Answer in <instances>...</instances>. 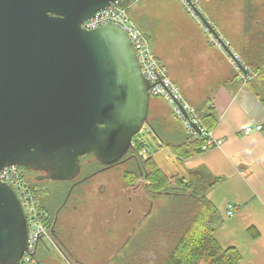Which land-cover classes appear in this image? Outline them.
Wrapping results in <instances>:
<instances>
[{"label":"water","instance_id":"water-1","mask_svg":"<svg viewBox=\"0 0 264 264\" xmlns=\"http://www.w3.org/2000/svg\"><path fill=\"white\" fill-rule=\"evenodd\" d=\"M115 1L0 0V173L49 164L52 179L70 182L82 157L113 166L153 131L151 84L127 33L83 27ZM28 234L20 192L0 182V264L20 262Z\"/></svg>","mask_w":264,"mask_h":264},{"label":"crops","instance_id":"crops-1","mask_svg":"<svg viewBox=\"0 0 264 264\" xmlns=\"http://www.w3.org/2000/svg\"><path fill=\"white\" fill-rule=\"evenodd\" d=\"M243 2L244 13L242 5L239 6L244 17L241 20L238 16V36L234 33L222 35L239 56L250 49L254 34L248 33L250 27L246 20V9L249 2ZM254 2L252 0L251 5L257 13L258 6L255 7ZM225 4L229 5L228 2ZM135 18L139 28V21L149 22L147 12L141 7H138ZM255 32L257 38L253 44L256 43V46L252 49L258 52V65L264 66V21L256 22ZM149 40L154 55L166 67L168 76L179 88L184 100L195 110L208 103L211 113L218 120L210 131L216 139L223 140L221 148L210 149L181 161L172 154L170 147L159 148L153 141L154 149L150 155L161 169L172 175L185 178L188 174L200 172L207 176L208 184L214 181L207 198L221 216L215 238L224 249L236 248L242 258L241 264H264V104L248 83L250 79L237 72L228 55L221 50L210 49L205 40L202 41V52H197L188 65H185V58L190 57V53L175 56L162 52L160 46H153L151 37ZM160 100L172 111L169 117L159 109ZM172 116L178 120L180 128L172 121ZM149 124L158 130L165 144L179 146L188 137L184 124L165 100L151 98ZM257 126H263L262 131L255 130ZM248 128H254V131L247 133ZM229 205L236 207L232 217L227 214ZM53 237L52 245L56 247ZM44 244L48 247V243ZM115 257L108 261L112 262Z\"/></svg>","mask_w":264,"mask_h":264},{"label":"rangeland","instance_id":"rangeland-1","mask_svg":"<svg viewBox=\"0 0 264 264\" xmlns=\"http://www.w3.org/2000/svg\"><path fill=\"white\" fill-rule=\"evenodd\" d=\"M227 2L229 5L225 4ZM254 3L255 7L258 6L255 20L264 21V0H255ZM138 4L140 5L133 8L134 5L130 9V15L135 23L137 22L135 13L138 7H141L147 12L149 22L139 21V25L149 38L151 37L153 46L158 45L162 52H169L175 56L190 53V57L185 58V65L191 63L197 52H202V41L204 40L210 49L220 50L211 44L209 35L203 28L198 15L190 12L179 0H145ZM240 4L244 13L243 0H199L198 2L200 13L208 22H211L212 27L221 36L223 33L227 35L234 33L238 36V28L240 30L238 16L241 20L244 17L239 8ZM236 19H238L237 22H235ZM223 39L232 49L229 42L224 37ZM155 98L152 96V100ZM159 109L166 113L167 117L170 112L171 115L173 114L161 100ZM172 121L180 128V123L176 118ZM149 131L150 129H143L139 136H135L134 142L140 137L143 146L152 153L154 142ZM88 157L90 156H85V158ZM133 168L132 164H128L127 167L119 165L80 185L70 184L75 188L71 196V189L67 185H52L50 190L59 196L66 193V200L61 202L57 210L53 204V195L48 194L41 208L47 212L51 226L55 230L54 233L51 232L56 240L55 243L60 244L61 239L62 245L64 240L68 248L63 243V251H60L51 243H48L46 247L42 242L38 248L37 258L43 264H119L123 261L125 255L129 251V253L132 252L129 238H134L135 235L145 231L150 219L156 216L159 208L166 205L168 199L171 198L169 196H149L146 198L148 204L146 202L144 208L137 205L136 196L132 197L131 193L129 197L125 195L124 174L127 169ZM23 173L24 177H30L29 171H23ZM49 184L37 182L35 186L42 189L44 185ZM54 187L57 192H54ZM69 197L70 200L59 215V211ZM149 203L154 205V210L143 217L146 219H143L141 213L143 210L147 212ZM57 220H59L58 226ZM113 257L115 259L111 260L112 262L108 261Z\"/></svg>","mask_w":264,"mask_h":264},{"label":"trees","instance_id":"trees-1","mask_svg":"<svg viewBox=\"0 0 264 264\" xmlns=\"http://www.w3.org/2000/svg\"><path fill=\"white\" fill-rule=\"evenodd\" d=\"M246 1L249 2L246 9V20L250 27L248 33L254 32V34L250 42V49L240 57L248 69L246 72L250 77L248 83L264 104V66L258 65V52H253L252 49L256 46V43L253 44V42L257 38V32H255L257 13L250 0ZM196 114L208 130H213L218 123L207 102L196 108ZM150 126L153 129V131L151 129L149 131L152 140L159 148L170 147L172 154L180 161L203 152V143L193 141L190 137H187L184 144L179 146L165 144L158 130L152 124ZM133 143L134 151L131 150L128 153V158L134 159V154L141 155L142 153L143 157L140 158L143 165L126 173L125 182L131 187L134 186L140 179L141 172L144 171L147 173L146 192L150 196H169L171 198L168 199L166 205L159 208L156 216L150 219L146 230L130 239L132 252L129 253V251V254L127 253L128 255L126 254L119 264H241L242 258L236 248L224 249L214 235L216 227L221 221L216 206L207 198V192L213 186L214 181L208 184L207 176L200 172H193L186 175L185 178L178 174L172 175L157 165L153 156L150 155V151L143 146L140 137L135 142L133 140ZM88 159L92 161L88 160L89 163L87 162L88 164L83 166V177L93 173L97 174L96 171L101 165L93 156ZM61 184H65L71 189L70 196L74 193L75 188L70 185L71 182H61ZM32 185H30V189L42 207L44 198L51 194V191L49 193L37 188L35 184ZM55 192L57 191L55 190ZM65 194L63 196L53 194L57 210L60 208L61 202L66 200ZM69 200L70 197L64 206ZM51 232H55L52 226Z\"/></svg>","mask_w":264,"mask_h":264},{"label":"built area","instance_id":"built-area-1","mask_svg":"<svg viewBox=\"0 0 264 264\" xmlns=\"http://www.w3.org/2000/svg\"><path fill=\"white\" fill-rule=\"evenodd\" d=\"M139 1L141 0H117L109 8L95 15V17L91 21L85 23L83 27L86 30H94L106 24H116L120 26L136 47L142 72L151 84V96L161 98L172 106L176 117L184 124L187 136L193 141L203 143V152L210 149L221 148L223 140L216 139L213 132L208 130L199 120L195 108L184 100L179 88L168 76L166 67L163 66L154 55L148 36L141 32L133 23L130 9ZM179 1L196 16L198 15L196 9L201 12L198 6L199 0H193L192 4L188 0ZM202 26L209 35L211 44L222 52H225L237 72L242 75L244 74V77L249 79L250 77H248L246 73L248 69L244 65L241 57L232 49L234 58L226 52L225 47H230L223 39V36H214L203 22ZM239 63L244 66V69L240 67ZM262 129L263 126H257L255 128L257 131H262ZM253 131L254 128H248L246 130L247 133ZM0 182L12 184L17 188L23 198L28 216V248L20 264H42L37 258L39 245L42 242L54 244L51 236V222L47 212L41 208L40 202L30 189V184L24 179L21 168L17 166L5 168L0 173ZM235 210L236 207L234 205H229L227 212L228 216L232 217Z\"/></svg>","mask_w":264,"mask_h":264},{"label":"flooded vegetation","instance_id":"flooded-vegetation-1","mask_svg":"<svg viewBox=\"0 0 264 264\" xmlns=\"http://www.w3.org/2000/svg\"><path fill=\"white\" fill-rule=\"evenodd\" d=\"M128 155L121 162H119V163H117V164H115L113 166H103V165L101 166L100 165V167L98 168V171H96L97 174L93 173V174H90L89 176H85V177L82 176L83 166L86 165V164H88L89 163L88 160H90V159L85 158V157H82L81 158V169H82L81 170V173H80V175L78 177H76L75 179H73L70 182L72 184H74V185H80V184H82L84 182L89 181L94 176H97V175H99V174H101L103 172H107V171H111V170L115 169L119 165H126V167H127L128 164H132L134 166V169L135 168L142 167V165H143L142 159H141L143 157V154L142 153H141V155L138 154V156L136 154H134V159H132L130 157L128 158ZM91 161L92 160H90V162ZM44 166H47V168L44 167ZM44 166H41V165L37 166L36 165V167H33V169L28 170L30 172V177H27V178L24 177V176L23 177L30 184H35L37 182H41L43 184H49V183H51L48 186L44 185L42 187V189H44L46 192L48 191L50 193V191H51L50 189H51V186L52 185H55L56 186L57 184H61V182H63V181H59V180H56V179H52L53 177L55 178L56 176L54 175L52 169L50 170V168H51L50 165L49 164L48 165H45L44 164ZM130 170H132V169H127L125 171L124 176ZM23 171H26V170L22 169V174L24 175ZM146 175H147L146 172H144V171L141 172L140 179L132 187L125 182L126 183L125 195L127 197H129L130 196V193H131L132 194V197L133 196H136L137 199H138L137 205H140L143 208L145 207L146 202L148 204V201H147L146 198L150 196L146 192V190H147L146 189V187H147V185H146L147 184V182H146ZM124 181H125V179H124ZM137 186H138V188H136ZM53 190L55 192L56 188L54 187ZM51 194L53 195L54 193L51 191ZM58 210H59V208H58ZM62 210H63V208L59 211V213H58L59 215H60V212ZM153 210H154V205L152 203H149V208H148L147 212H144V210H143V212L141 213V215H142L141 218L146 217L147 214L150 213ZM58 222H59V220H57V226H58ZM63 243H64L65 247L68 248L67 245H66V243L64 242V240H63ZM63 243L61 245V239H60V244L58 242H56V247H57L58 250L63 251Z\"/></svg>","mask_w":264,"mask_h":264},{"label":"bare ground","instance_id":"bare-ground-1","mask_svg":"<svg viewBox=\"0 0 264 264\" xmlns=\"http://www.w3.org/2000/svg\"><path fill=\"white\" fill-rule=\"evenodd\" d=\"M116 1H117V0H116ZM116 1H115V2H116ZM142 1H144V0H141V1H139L138 3L142 2ZM115 2H114V3H115ZM138 3H137V4H138ZM112 4H113V3H112ZM112 4H111V5H112ZM137 4H135V5H137ZM181 4H182V3H181ZM111 5H110V6H111ZM110 6H109V7H110ZM109 7H108V8H109ZM106 9H107V8H106ZM101 12H103V11H100V12H98L97 14H99V13H101ZM97 14H96V15H97ZM132 21H133V23L138 27V25L135 23V21H134L133 19H132ZM138 28H139V27H138ZM139 30H140L141 32H143L140 28H139ZM143 33H144V32H143ZM210 42H211V41H210ZM11 167H12V166H11ZM7 168H8V167H7ZM22 258H23V257H22ZM21 261H22V259L20 260V262H19L18 264H20Z\"/></svg>","mask_w":264,"mask_h":264}]
</instances>
